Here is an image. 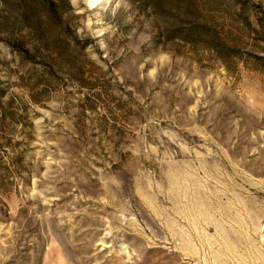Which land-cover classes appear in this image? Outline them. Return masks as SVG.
Segmentation results:
<instances>
[{"label":"rangeland","instance_id":"374dc122","mask_svg":"<svg viewBox=\"0 0 264 264\" xmlns=\"http://www.w3.org/2000/svg\"><path fill=\"white\" fill-rule=\"evenodd\" d=\"M0 264H264V0H0Z\"/></svg>","mask_w":264,"mask_h":264},{"label":"bare ground","instance_id":"6f19581e","mask_svg":"<svg viewBox=\"0 0 264 264\" xmlns=\"http://www.w3.org/2000/svg\"><path fill=\"white\" fill-rule=\"evenodd\" d=\"M92 3H94V2H96V1H98V0H90Z\"/></svg>","mask_w":264,"mask_h":264}]
</instances>
